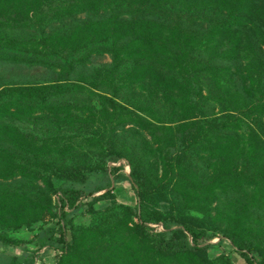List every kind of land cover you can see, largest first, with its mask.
Returning a JSON list of instances; mask_svg holds the SVG:
<instances>
[{"label":"trees","instance_id":"16d2710c","mask_svg":"<svg viewBox=\"0 0 264 264\" xmlns=\"http://www.w3.org/2000/svg\"><path fill=\"white\" fill-rule=\"evenodd\" d=\"M0 64L49 73L0 79V246L54 221L23 264H264V0H0Z\"/></svg>","mask_w":264,"mask_h":264},{"label":"rangeland","instance_id":"374dc122","mask_svg":"<svg viewBox=\"0 0 264 264\" xmlns=\"http://www.w3.org/2000/svg\"><path fill=\"white\" fill-rule=\"evenodd\" d=\"M93 59H95L97 63L109 61V58L106 56L98 57L94 55ZM48 75L49 73L48 74L44 73V70L42 69L41 70L34 69V68L25 69L24 67H19L13 64H0V79L2 80H11V79L14 80L15 79L14 81L21 82L25 78H28V79H31L32 77L33 78H43V77H48ZM23 127L28 130H32L34 126L30 123V124L24 125ZM34 129H38V126L36 128L34 127ZM76 142H78V140H76ZM84 147L87 148L86 145H84ZM98 148L89 147L88 149L89 151L88 155L91 156L92 163L93 161H95V157L93 155L100 152ZM107 165L108 163L105 166ZM128 170H129L128 167H126L125 172H127ZM40 178L41 179H38V181H35L33 185V189L35 188V186H37V188L40 189V191L38 192L39 196L45 185L43 175ZM9 183L13 184V180L9 181ZM100 184H103L102 176H100L99 174H89L87 181L80 187L84 191H90L94 189L95 187L99 186ZM113 184L115 186L114 187L112 186L110 188H112V194L115 195L116 200L119 203L132 206L135 202V196H134V193H133V190L130 184L125 180H120V181L116 180ZM104 191L96 193L95 195H99L103 193ZM104 203L105 202H98L96 206L103 207ZM36 208L39 211H42L43 221L35 223L30 228L22 226L19 229L8 231V236L13 239L21 241L25 247V250H22V249L14 250L11 247H1L0 246V264H8L9 258L15 255L18 257V260H20V263L23 264L22 260L24 259L26 252L37 248L39 239L41 236H43L45 228L51 227L52 225H54L53 218L48 213L49 210L48 209L46 210L45 204L39 203V205ZM90 220H91L90 214H88L85 211V207L82 206L77 211V215L74 218V224L75 225H87L90 222ZM220 237H221L220 234H218V237L212 241V244L214 246H211L208 250L210 257H214L220 253H225L231 258L233 263L244 264L240 256L237 253L233 252L231 248L228 246V244H226L225 242H220ZM39 259H41L44 264H51L52 259H53V254L52 252H48L46 254L41 255Z\"/></svg>","mask_w":264,"mask_h":264}]
</instances>
